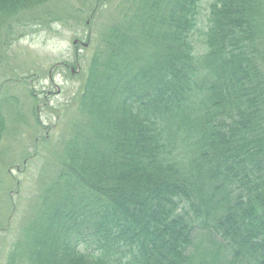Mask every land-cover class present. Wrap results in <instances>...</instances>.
<instances>
[{
    "label": "trees",
    "instance_id": "1",
    "mask_svg": "<svg viewBox=\"0 0 264 264\" xmlns=\"http://www.w3.org/2000/svg\"><path fill=\"white\" fill-rule=\"evenodd\" d=\"M79 1L76 25L110 0ZM201 1L121 0L111 13L7 264H264V0H212L200 31ZM67 9L0 0V29L46 30ZM26 118L0 87V146Z\"/></svg>",
    "mask_w": 264,
    "mask_h": 264
},
{
    "label": "rangeland",
    "instance_id": "2",
    "mask_svg": "<svg viewBox=\"0 0 264 264\" xmlns=\"http://www.w3.org/2000/svg\"><path fill=\"white\" fill-rule=\"evenodd\" d=\"M211 1H201L197 17L200 31L207 24ZM56 2L58 9L68 7V18L64 22H51L50 28L35 33L28 31L23 34L20 31L13 39L8 38L5 28L0 29V87L18 97L20 107L27 115L26 121L18 124L17 134L9 131L0 146L5 151L1 157L4 160H0V218L3 219L5 212L9 213L8 200L16 207V212L11 213L7 232L0 231V264H7L8 252L19 232V224L26 215H30V204L38 192V173L45 165L41 154H46L48 147H55L65 132L67 121L74 117L75 109L69 105V100L78 91L81 75L101 30L110 23L111 13L121 0L104 2L101 13L96 14L95 19L88 18V13L79 14V18L83 19L78 25L75 24L77 18L70 16L74 12L72 7L80 1ZM75 39L78 41L74 44ZM202 40L203 36L199 33L193 38L197 52L204 50ZM261 43L264 45V40ZM28 90L34 95H30ZM33 108L37 109L42 127L34 122ZM44 135L45 139H41ZM36 147L38 153L27 161L24 170L19 169L17 166H22L25 152H33ZM6 169L20 181L17 191L15 188L9 192L4 190Z\"/></svg>",
    "mask_w": 264,
    "mask_h": 264
},
{
    "label": "water",
    "instance_id": "3",
    "mask_svg": "<svg viewBox=\"0 0 264 264\" xmlns=\"http://www.w3.org/2000/svg\"><path fill=\"white\" fill-rule=\"evenodd\" d=\"M77 41H78V40H77V39H75V40L73 41V43L75 44ZM83 44H84V46H86V45H87V43H83Z\"/></svg>",
    "mask_w": 264,
    "mask_h": 264
}]
</instances>
